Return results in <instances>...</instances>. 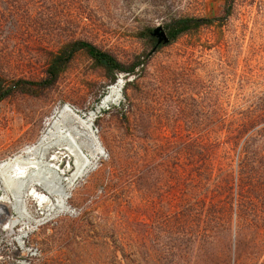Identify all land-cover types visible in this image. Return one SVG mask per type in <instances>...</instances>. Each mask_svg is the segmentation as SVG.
I'll return each mask as SVG.
<instances>
[{
  "label": "rangeland",
  "instance_id": "374dc122",
  "mask_svg": "<svg viewBox=\"0 0 264 264\" xmlns=\"http://www.w3.org/2000/svg\"><path fill=\"white\" fill-rule=\"evenodd\" d=\"M224 6L225 0H0V20L6 15L14 23L0 28V79L4 85L17 79L41 81L48 53L73 40L91 42L132 66L155 50L156 42L147 39L154 29L166 31L172 20L183 17L215 18ZM178 40L156 53L136 82L134 76L118 75L116 83L124 81L120 104L89 122L100 158L68 192L65 207L53 199L43 207L46 224L35 237L42 249L38 264H264V239L236 240L231 229L213 227L206 242L187 236L190 224L207 219L190 222V207L182 204L184 189L173 191L164 171L149 177V162L139 164L134 207L124 203L128 193L113 203L104 197V187L94 189L106 163L113 156L124 159L135 141L142 156L147 148L155 149L152 141L146 144L147 123L141 121L148 114L156 123L162 120L168 137L176 128L216 131L220 103L233 112L264 89V0H237L224 26L205 27ZM169 69L180 76L165 84ZM115 84L80 53L52 89L18 93L0 103V164L36 145L55 112L71 108L88 119ZM74 162L67 161L62 173L74 169ZM35 201L29 199L27 207H41ZM120 225L127 228L119 230L120 237L134 251L125 256L120 246L113 257L110 252L119 246L113 228Z\"/></svg>",
  "mask_w": 264,
  "mask_h": 264
},
{
  "label": "trees",
  "instance_id": "16d2710c",
  "mask_svg": "<svg viewBox=\"0 0 264 264\" xmlns=\"http://www.w3.org/2000/svg\"><path fill=\"white\" fill-rule=\"evenodd\" d=\"M236 4L237 0H225L223 13L215 18L183 17L172 20L166 27L170 42L155 47L150 55L143 59L140 57L132 66L124 65L91 42L73 40L65 43L57 51L48 53L50 59L41 81L17 79L4 85L0 79V103L18 93L36 94L35 92L52 89L80 53H85L93 63L104 69L112 84L117 82L119 74L134 76L136 82L147 72L156 53L202 28L224 26L234 14ZM5 24L6 27H14L10 16H3L0 28ZM150 31L141 35L146 37ZM151 38L147 39L153 40ZM179 76V73L169 69L162 81L167 84ZM131 84L127 83L128 86ZM99 102L100 100L96 101L97 104ZM219 106L217 116L220 126L216 131L176 128L172 137L166 135L161 119V123H156L153 121L154 115L148 114L141 121L147 123L145 133L149 139L146 144L151 145L152 141L155 149L151 151V148H147L142 156L135 149L137 145L134 139L135 142L124 159L113 156L106 163L107 169L97 178L94 189L104 187V197L113 200V203L120 200V194L128 193L124 203L128 207H134L139 164L143 160L153 165L147 172L149 177L161 175L164 171L171 177L173 191L180 193L184 189L182 204L183 207H190V222H196L199 216L207 219L206 222L190 224L187 236L191 239L206 242L210 238L212 227L215 231L223 232L231 229L236 240L240 237L264 239V89L258 91L245 106L238 105L233 112L224 108V102ZM183 111L181 108L179 112ZM135 122L138 123V119ZM135 127L136 133H139L138 124ZM133 138H137L136 135ZM157 160L159 163H156ZM156 183L159 184V180ZM119 230L127 231V228L121 225L113 228L114 242L119 244L116 250L110 252L113 257H117L120 246L125 256L128 250L131 253L134 251L131 244L120 237ZM130 231L134 233L133 228Z\"/></svg>",
  "mask_w": 264,
  "mask_h": 264
},
{
  "label": "bare ground",
  "instance_id": "6f19581e",
  "mask_svg": "<svg viewBox=\"0 0 264 264\" xmlns=\"http://www.w3.org/2000/svg\"><path fill=\"white\" fill-rule=\"evenodd\" d=\"M123 88L124 81L120 79L88 119L71 108L55 112L47 131L36 145L0 164L1 202L21 208L27 207V201L32 198L38 206L46 207L53 199L56 206L65 207L68 192L101 156L89 122L98 113L119 105ZM73 160L74 169L63 174L66 162ZM68 175L70 177L66 180Z\"/></svg>",
  "mask_w": 264,
  "mask_h": 264
},
{
  "label": "built area",
  "instance_id": "2783aa9c",
  "mask_svg": "<svg viewBox=\"0 0 264 264\" xmlns=\"http://www.w3.org/2000/svg\"><path fill=\"white\" fill-rule=\"evenodd\" d=\"M1 198L0 264H38L42 249L35 237L46 224L43 207H12Z\"/></svg>",
  "mask_w": 264,
  "mask_h": 264
},
{
  "label": "water",
  "instance_id": "95a60500",
  "mask_svg": "<svg viewBox=\"0 0 264 264\" xmlns=\"http://www.w3.org/2000/svg\"><path fill=\"white\" fill-rule=\"evenodd\" d=\"M151 37L157 39L156 47L162 44H168L170 39L163 27H158L151 32Z\"/></svg>",
  "mask_w": 264,
  "mask_h": 264
},
{
  "label": "flooded vegetation",
  "instance_id": "af4514ba",
  "mask_svg": "<svg viewBox=\"0 0 264 264\" xmlns=\"http://www.w3.org/2000/svg\"><path fill=\"white\" fill-rule=\"evenodd\" d=\"M151 39H153L157 43V39H155V38H151Z\"/></svg>",
  "mask_w": 264,
  "mask_h": 264
}]
</instances>
